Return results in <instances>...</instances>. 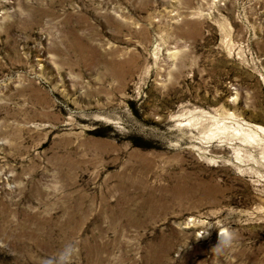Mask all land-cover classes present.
Wrapping results in <instances>:
<instances>
[{
  "label": "rangeland",
  "instance_id": "rangeland-1",
  "mask_svg": "<svg viewBox=\"0 0 264 264\" xmlns=\"http://www.w3.org/2000/svg\"><path fill=\"white\" fill-rule=\"evenodd\" d=\"M69 243L264 264V0H0V264Z\"/></svg>",
  "mask_w": 264,
  "mask_h": 264
},
{
  "label": "clouds",
  "instance_id": "clouds-1",
  "mask_svg": "<svg viewBox=\"0 0 264 264\" xmlns=\"http://www.w3.org/2000/svg\"><path fill=\"white\" fill-rule=\"evenodd\" d=\"M232 241L230 233L222 234L220 238L221 247H229ZM76 246L73 243L66 244L53 259L43 260L41 264H72V259L76 254Z\"/></svg>",
  "mask_w": 264,
  "mask_h": 264
}]
</instances>
